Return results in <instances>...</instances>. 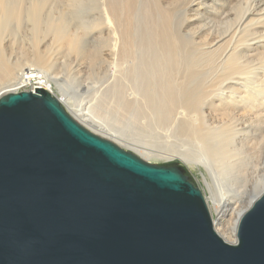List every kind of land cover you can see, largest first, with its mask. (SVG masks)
I'll return each instance as SVG.
<instances>
[{
  "label": "water",
  "instance_id": "water-1",
  "mask_svg": "<svg viewBox=\"0 0 264 264\" xmlns=\"http://www.w3.org/2000/svg\"><path fill=\"white\" fill-rule=\"evenodd\" d=\"M0 264H264V192L234 243L183 165L78 123L50 92H0Z\"/></svg>",
  "mask_w": 264,
  "mask_h": 264
},
{
  "label": "bare ground",
  "instance_id": "bare-ground-1",
  "mask_svg": "<svg viewBox=\"0 0 264 264\" xmlns=\"http://www.w3.org/2000/svg\"><path fill=\"white\" fill-rule=\"evenodd\" d=\"M68 1L73 2L74 5L77 2V0ZM92 1H94L93 4L97 5V10H99L97 12H100L98 13L99 18L97 19V21H100L98 23H106L112 28V41H114L115 44L113 42L111 44H114V53L116 54L117 60L115 62H117L118 67V69L116 70V76L110 78L112 80H110L107 85L104 84V87L100 86L101 89L97 91V93L95 92L93 94V96L97 100L104 104L101 105V107H106L109 110L108 112L106 110H101L100 108V115H102V117L106 118L107 120L114 122V124L116 125L121 124L119 119L123 118L124 116H137L143 120L141 126L142 132L151 120L160 122L165 125H170L176 121L181 122L183 127L182 129H178L179 131L177 135L181 140L184 138L188 139L191 142L190 148L184 146L182 148L178 147L173 149L172 153L158 152L153 150L152 148L150 149L142 147L143 144L140 145L139 143H135V141L132 140L129 142L127 140L126 142L129 145L141 147V149L144 150V155H148V158L156 157L167 161L172 159H179L185 164H187L190 169L201 168L202 170L205 168L206 171L209 173V176H211V178H213L218 183V189L216 194L221 197V201L214 200L216 195L213 194L211 185L207 181V178L202 175L204 179V184L207 188V191L209 192V197L203 194L204 198L206 199V203L210 213L212 214V212H214L216 215V219H212L213 226H217V228L216 226L214 227V230L224 241L228 243H234L236 228L241 217L250 208L253 201L264 192V177L260 176L261 178L257 180L258 191L256 192V194L252 195L251 200L249 199L250 201L248 202L247 206L239 207L238 205L240 204L233 202V199L230 197L231 194H238V192L244 190L241 189L239 191V187L242 188L244 186H241V184H239L238 186V183L239 181L243 180L247 175L248 172L246 173V171L249 168L248 165L250 166L249 161L252 160L255 154V152L253 155L251 153H248L250 152L249 149L252 148L251 144L253 143L251 142L252 140H250L251 135H253L251 133V126L254 120H260L258 116H263L259 115L262 110L258 107V105L259 103H263L262 101H259V98L264 94V88L260 90H254L252 94L246 93L245 95L240 96L239 102L244 104L250 101L252 103H250L251 106H249L248 109L245 108V106H242V113H237V115L239 116V120L242 119V121L245 122L241 125L242 128L240 132L243 133V135L240 138V141L238 142L239 147L235 145L229 146V143L226 140L228 136H225L226 134L221 131L222 129L220 130V133L218 131L219 134H216L215 127V130L213 132L211 128L214 127H208V125H205L207 124L206 122H202L203 117L201 116H203V113H201L200 109L198 110V106L207 96L204 87L201 86V78H204L205 76V74H203L205 71L203 70V67H205V65H207L208 63L210 64L209 66H211L212 62L215 65V58L213 59L212 55L210 58L209 56L206 58L203 56L204 59L202 61L201 59L196 57L193 48L189 46L190 42L188 43V41L181 36V34L179 33L180 31H177V33L176 31H173L174 29L171 28V24L169 23V20L172 17V11L174 10L172 9L173 6H171L170 8H165L162 5L163 2L161 0ZM197 1L199 0H190L186 6H190ZM45 2H48V0H31L30 3L28 2V6L26 8H23L22 4L24 3V1L22 3L21 0H0V28L5 29V27L11 20H20V18L24 17L23 14H25L27 19L29 21L31 20L35 26H40V9L42 6H44ZM63 3H66V1ZM199 3L201 4L198 6V3L195 4L196 6L192 5L196 7H194V9L189 7L188 9L187 7H184V9H182L183 13L186 15L189 10L195 14H198L200 6L206 5L204 4V0H200ZM244 4H246L244 8H247V1ZM239 6H241L240 9L244 11L241 12L239 10ZM239 6L237 10L242 15H244L245 12L249 11H245L248 8L242 9L244 5ZM71 11L73 10L71 9ZM138 12L141 13V18L139 17L140 14H138ZM75 17H77V15H75ZM175 17L177 16L175 15ZM241 18L242 16L240 17V19L238 16L236 17V20H234L236 21L237 25V20L240 21ZM77 19H80L79 16ZM233 19L235 18H232V20ZM92 23L95 24L94 21ZM56 24H54V26ZM47 25L50 29H54L55 37H53L54 39L56 38L55 41H59L61 43V46H63L65 50H68V52H71V50L73 51V49L75 48V41H73L74 39H71L70 37H63L65 35L60 32L61 26H59L60 29L57 28V26L52 27L53 25L51 24V22L47 23ZM140 26H142V30L139 28ZM243 29L245 28L243 27ZM3 31L4 30L0 29V32ZM36 32L37 29L32 28V39L30 41L31 46L26 51H24L27 53V55H21V57L19 59H16L15 61H10L6 59L5 55L2 54L3 51L0 49V92H20V88H22L24 85H27V83L23 82L22 80V76L24 74L23 67H30L34 65L36 69L28 68L27 70L36 72V74L39 75L40 79H42V87H44V89L50 92L53 96L54 91L51 89V86H58L61 94L63 95V99L65 100L67 98L68 91L67 81L66 79L60 80L61 77L59 73H56L54 70L51 69L50 63L44 57L45 51L40 50V48L36 45ZM115 45H117V49L115 48ZM94 56L95 54L92 56V58ZM224 60L225 61L221 64V66L224 68L225 71L229 70V72H232L231 70L234 69L235 65L237 64L236 62H238V57H235L234 55V57H228ZM254 82L258 84L257 80H254ZM67 104L69 107L72 108L73 112H80L78 107H76L73 103H69V100H67ZM248 110L250 112H248ZM82 113L78 114L82 115ZM84 115L88 114L84 113ZM86 118L90 121L89 115ZM79 119L80 118H78V120ZM81 122L82 124L84 123L83 121ZM83 125H85V123ZM112 125L113 123L111 124V126ZM96 127L99 130L105 131L107 133L113 131L110 128V125L107 126V124L102 125L97 123ZM223 130L225 131L224 128ZM110 139H113L115 141L120 140L112 137H110ZM245 166L248 167L247 170L244 169ZM256 169L254 170L256 171ZM259 172H257L256 175L258 177ZM200 173L202 174L201 171ZM209 201L212 205H210ZM225 217H228L226 221L223 219ZM229 239H231V241Z\"/></svg>",
  "mask_w": 264,
  "mask_h": 264
},
{
  "label": "rangeland",
  "instance_id": "rangeland-1",
  "mask_svg": "<svg viewBox=\"0 0 264 264\" xmlns=\"http://www.w3.org/2000/svg\"><path fill=\"white\" fill-rule=\"evenodd\" d=\"M21 1L22 3L24 1V3L22 4L23 8H26L31 2V0ZM65 1L66 3H63ZM90 1L77 0L74 5L73 2L68 0H48V2H45L44 6H42L40 9V26H35L31 20L29 21L27 19L25 14H23L24 17L20 18V20H11L7 24L5 29L0 28L1 30H4L3 32H0V49L3 51L2 54L5 55V58L10 61L19 59L21 55H27V53L24 51H26L31 46L30 41L32 39V28L37 29L35 37V42L37 43L36 45L40 48V50L45 51V59L50 63L51 69L56 73H59L60 77L62 78H60V80L66 79L67 81V98L65 100L63 99V95L61 94L58 86L55 87L50 85L51 89L54 91V96L59 99L60 103L63 104L64 108L71 116L73 115L72 117L78 123H80L81 125L85 123V125L83 126L88 130L94 132L100 137L116 143L124 150L134 153L144 161L156 165H172L175 163L183 165L188 173V176H190L194 184L203 192L205 196L209 197V192L207 191V188L203 181V176L206 177L207 181L211 185L213 194L216 195L214 200L221 201V197L216 194L218 183L213 178H211V176H209V173L205 168L202 170L201 168L190 169L187 164L179 159H172L167 161L150 156V158H148V155H144V150H142L141 147H135L129 145L126 142L127 140L128 142L132 140L135 141V143H139L140 145L143 144L142 147L150 149L152 148L153 150L158 152L172 153L173 149L178 147L182 148L185 146L187 148H190L191 142L186 138L181 140L177 135L179 131L178 129H182L183 127L181 122L176 121L170 125H165L160 122L151 120L142 132L141 126L143 120L137 116H124L123 118L119 119L121 124L116 125L114 124V122L107 120L106 118L102 117V115H100V108L101 110H106L108 112L109 110L106 107H101V105L104 104L97 100L93 96V94L95 92L97 93V91H99L102 86L104 87L105 85H107L110 80H112L110 78L116 76V70L118 69V67L117 62H115L117 60L116 54L114 53L115 42L112 41V28L106 23L101 22L100 24L103 25H100L98 23L100 22L97 21V19L99 18L98 13L100 12H97L99 10H97V5L93 4L94 1ZM161 1L163 2L162 5L165 8H170L171 6H173L172 9L174 10L172 11V17L169 20L171 28H173L174 30H172L174 32L176 31V33L177 31H180L179 33L181 34V36L186 39L188 43L190 42L189 46L193 48L196 57H198L202 61L204 57L206 58L209 56L210 58L211 55L213 56V59L215 58V65L212 62L211 67L207 62L208 66L205 65V67H203V70H205L203 74H205V76L204 78H201V86L204 87L208 97L206 96L207 98L205 97L202 103H200V105L198 106V110L200 109L201 113H203V116H201L203 117L202 122H206L207 124L204 123L206 126H213L214 128H211L213 132L216 127V134H219L220 130L222 129L221 131L226 134L225 136H228L226 138L229 143L228 145L238 146V142L243 135V133L240 132L242 128L241 125L245 122L242 121V119L239 120V116L237 115V113H242V106H245V108L248 109L249 106H251L250 103H252L250 101L244 104L239 102L240 96L245 95L246 93L252 94L254 90H260L264 88V0H249L250 2L246 0L247 5L251 6H247L248 9L244 8L246 6V4H244L246 2L245 0H204V4L206 5L200 6L198 14H195L188 10L186 15L183 13L182 9H184V7L194 9V7L196 6L195 4L198 3L197 6L201 4L199 3L200 0L193 4L190 3L195 6H186L190 0ZM239 5H244L242 9H247L245 11H249L245 12L246 14L243 12L244 15H242L237 10ZM240 8L241 6H239V10L241 12L244 11ZM71 9L74 12L71 11ZM220 12L223 14H221ZM138 14H140L139 17L141 18V13L138 12ZM75 15H77V17H75ZM175 15L177 17H175ZM78 16L80 19H77ZM235 16H239V19L241 16L243 18H241L240 21L237 20L239 26L237 25L236 21H234L236 20ZM232 18L235 19L232 20ZM91 21H94L95 24H93ZM50 22L53 25L52 27L57 26V28H59V26H61V29L59 28L61 31H59L63 33V35H65L63 37H70L71 39H74L73 41H75V48L73 49V51L71 50V52H68V50H65L64 47L61 46V43L59 41H55L56 38L54 39V29H50L47 25V23ZM54 24L56 25L54 26ZM243 27L245 29H243ZM139 28L142 30V26H140ZM242 29L244 30V32ZM112 42L114 44H111ZM115 48L117 49V45H115ZM237 51L239 54L237 53ZM92 54H95L96 57H93L95 60L92 58ZM234 55L235 57H238V62H236L237 64L235 65L234 69L231 70L233 73L229 72V70L225 71L221 64L225 61L224 59L232 56L234 57ZM243 57L245 60L243 59ZM28 68L36 69L34 65L30 67L24 66L23 72ZM254 80H257L258 84H256ZM20 91L25 90L20 89ZM259 99V101H262L263 103H259L260 106L258 104L256 105H258V107L262 110L259 115L263 116H258L260 120H254L252 122L251 133L253 135H251L250 140H252L251 142H253V145L250 143L252 148L249 149L250 152H248L247 150L248 153H251L253 155L255 152V154L252 160L249 161L250 166L247 164L250 169L246 167L247 165L245 166L246 168L244 167V169L246 170L248 168V170L246 171V173L248 172L247 175L238 183V186L239 184H241V186H244L242 188L239 187V191L241 189L244 190L238 192V194L230 195V197L233 199V202L240 204L238 205L239 207L247 206L248 202L251 200L252 195L256 194V192L258 191L257 180L261 177H264V94ZM67 100H69V103H73L76 107H78L80 112H73L72 108L68 106ZM248 112L250 111L248 110ZM78 113H82V115H79ZM84 113L90 116V121L86 118L88 117V115H84ZM78 118L80 119L78 120ZM80 120L84 123L82 124ZM96 122L102 125H110V128L113 131L107 133L105 131L99 130L96 127ZM112 123L114 126H111ZM223 128L225 129V131L223 130ZM110 137L120 140L115 141L113 139H110ZM135 149L137 152L135 151ZM254 169H256V171ZM200 171L202 172V174L200 173ZM252 172L256 173L253 174ZM257 172H259V177L256 176ZM209 203L210 205H212L210 201ZM211 217L212 219H216V215L214 212H212ZM223 219L226 221L228 217H225ZM215 226L216 225H214V227ZM229 240L231 241V239Z\"/></svg>",
  "mask_w": 264,
  "mask_h": 264
},
{
  "label": "built area",
  "instance_id": "built-area-1",
  "mask_svg": "<svg viewBox=\"0 0 264 264\" xmlns=\"http://www.w3.org/2000/svg\"><path fill=\"white\" fill-rule=\"evenodd\" d=\"M23 82H26L27 85H24L22 88L25 91H31L33 92L35 89L41 88L44 89L42 79H40L39 75L36 74V72H32L30 70H25L24 74L22 76ZM46 90V89H44Z\"/></svg>",
  "mask_w": 264,
  "mask_h": 264
}]
</instances>
